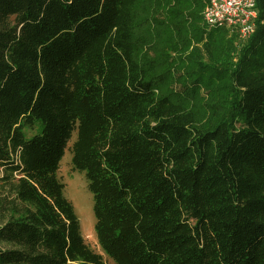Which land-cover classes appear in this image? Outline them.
Instances as JSON below:
<instances>
[{"label": "trees", "instance_id": "1", "mask_svg": "<svg viewBox=\"0 0 264 264\" xmlns=\"http://www.w3.org/2000/svg\"><path fill=\"white\" fill-rule=\"evenodd\" d=\"M205 5L0 0V264H107L74 133L115 264H264V0L244 44Z\"/></svg>", "mask_w": 264, "mask_h": 264}, {"label": "rangeland", "instance_id": "2", "mask_svg": "<svg viewBox=\"0 0 264 264\" xmlns=\"http://www.w3.org/2000/svg\"><path fill=\"white\" fill-rule=\"evenodd\" d=\"M238 40L244 44L245 40L238 34ZM34 131L27 130V134L31 135ZM76 134H73L69 141L65 154L60 162L57 176L64 183L65 196L73 203L75 211L81 222V230L85 242L94 251L101 253L107 264H115L101 249L95 231L96 218L93 210V194L88 189V181L84 172L77 170L72 162V152L70 150ZM5 195V187L0 186V197Z\"/></svg>", "mask_w": 264, "mask_h": 264}, {"label": "built area", "instance_id": "3", "mask_svg": "<svg viewBox=\"0 0 264 264\" xmlns=\"http://www.w3.org/2000/svg\"><path fill=\"white\" fill-rule=\"evenodd\" d=\"M257 0H206L203 18L208 26H224L247 41L256 28Z\"/></svg>", "mask_w": 264, "mask_h": 264}]
</instances>
